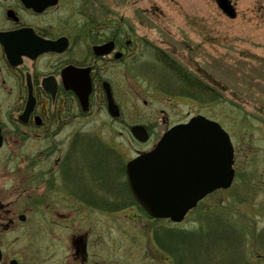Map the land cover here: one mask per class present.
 <instances>
[{"label":"rangeland","instance_id":"rangeland-1","mask_svg":"<svg viewBox=\"0 0 264 264\" xmlns=\"http://www.w3.org/2000/svg\"><path fill=\"white\" fill-rule=\"evenodd\" d=\"M231 2L235 19L217 0H60L61 35L88 32L92 20L113 28L120 23L135 41V64L127 60L123 67V128L95 108L91 119L57 137L8 130L0 160L11 170L0 167V194L9 197L14 214L12 244L5 249L9 259L82 264L73 239L87 235V264H264V0ZM79 45L76 52L84 53ZM160 54L203 87L182 84ZM0 110L8 123L4 104ZM197 115L220 123L230 135L233 185L206 197L181 224L153 219L128 187L126 163L150 151L168 128ZM136 125L150 131L148 143L133 137ZM75 137L103 152H92L90 163L80 161L77 172L62 179L69 183L65 189L52 167ZM109 147L121 156L110 154L112 164L105 160Z\"/></svg>","mask_w":264,"mask_h":264},{"label":"flooded vegetation","instance_id":"flooded-vegetation-1","mask_svg":"<svg viewBox=\"0 0 264 264\" xmlns=\"http://www.w3.org/2000/svg\"><path fill=\"white\" fill-rule=\"evenodd\" d=\"M59 5L0 3V104H4L5 118L9 120L8 123L2 121L0 110L3 137L0 151L8 146V130L17 135L38 132L57 137L73 129L77 121L92 117L95 108L106 111L111 121L123 128V123L119 122L123 115V67L134 53V39L126 35L120 23L113 28L95 25L92 20H89L88 32L61 35ZM108 29L111 32H107ZM80 41L86 47L84 53L76 52ZM132 61L135 64V60ZM108 90L116 115L109 112ZM86 93H89L87 98ZM53 146L56 152L61 151L58 145ZM79 147L77 138H73L52 167V172L58 175L56 182L65 189L69 183L64 184L62 179L76 173L80 161L85 162L76 159ZM88 147L92 146L85 140L83 149L91 153ZM8 163L0 160V167L11 170ZM8 198L0 194V264H23L16 257L9 259L5 252L12 244L11 233L15 227ZM22 217L25 215L19 217L20 221ZM82 237L83 242L79 239ZM82 237L73 239L74 257L87 264V235Z\"/></svg>","mask_w":264,"mask_h":264},{"label":"water","instance_id":"water-1","mask_svg":"<svg viewBox=\"0 0 264 264\" xmlns=\"http://www.w3.org/2000/svg\"><path fill=\"white\" fill-rule=\"evenodd\" d=\"M218 4L225 14L235 17L229 0H218ZM132 133L142 142L147 140L143 127H134ZM233 166L234 147L229 135L218 123L198 116L168 131L152 152L128 164L127 174L133 194L151 216L179 223L207 195L232 185Z\"/></svg>","mask_w":264,"mask_h":264},{"label":"trees","instance_id":"trees-1","mask_svg":"<svg viewBox=\"0 0 264 264\" xmlns=\"http://www.w3.org/2000/svg\"><path fill=\"white\" fill-rule=\"evenodd\" d=\"M168 63H169V66H170V68H171V71H172L174 74H176V76L179 78V80L182 82V84L187 85V86H188L189 88H191L192 90H195V89H193V88H201V87H203L200 83H198V82L196 81V79H194L193 76H191V75L188 74V73L183 72L182 69H181L179 66H177L175 63H173V62H171V61H168ZM185 85H184V86H185ZM83 147H84V142H81V143H80V147L78 148V151L76 152V155H77V156H76V159H77V160L88 161V159L90 158V155H89V153H88L87 151H85V150L83 149ZM93 147L95 148L94 145H93ZM106 161H107L108 163L112 164V160H111L110 158H107ZM224 226H225L224 229H226V225H224ZM229 228H230V227H229ZM227 233H228L229 235H232V234H230L229 229H228ZM233 235H234V234H233ZM171 237H172V235H171ZM223 237H224V235H223ZM173 238H175V236H174ZM183 241H184V240H183ZM219 241H221V243L223 242L221 239H220ZM192 242H193V241H192ZM187 244H188V243H187ZM184 246H186V244H184V242H182V244L179 245V248L183 249ZM199 247H200V246H199ZM190 248H191V247H190ZM197 249H198V250H197L196 252L199 251V248H197ZM182 256H184V255L182 254ZM189 257H190V259L193 260V256L191 255V252H190ZM179 262H180V264H184L183 261H179Z\"/></svg>","mask_w":264,"mask_h":264}]
</instances>
